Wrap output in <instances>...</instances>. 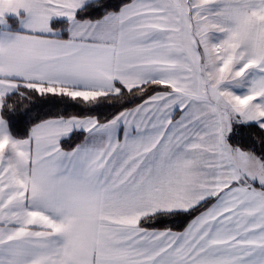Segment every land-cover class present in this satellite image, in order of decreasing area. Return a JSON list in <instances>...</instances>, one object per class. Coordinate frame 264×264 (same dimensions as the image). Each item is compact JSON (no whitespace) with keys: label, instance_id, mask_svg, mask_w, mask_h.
Listing matches in <instances>:
<instances>
[{"label":"snow or ice","instance_id":"1","mask_svg":"<svg viewBox=\"0 0 264 264\" xmlns=\"http://www.w3.org/2000/svg\"><path fill=\"white\" fill-rule=\"evenodd\" d=\"M0 264H264V0H0Z\"/></svg>","mask_w":264,"mask_h":264}]
</instances>
